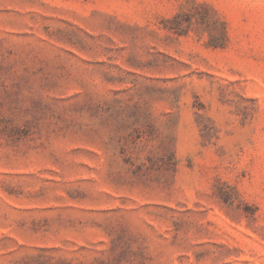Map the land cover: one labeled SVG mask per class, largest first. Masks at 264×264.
<instances>
[{
  "label": "rangeland",
  "instance_id": "rangeland-1",
  "mask_svg": "<svg viewBox=\"0 0 264 264\" xmlns=\"http://www.w3.org/2000/svg\"><path fill=\"white\" fill-rule=\"evenodd\" d=\"M0 264H264V0H0Z\"/></svg>",
  "mask_w": 264,
  "mask_h": 264
}]
</instances>
